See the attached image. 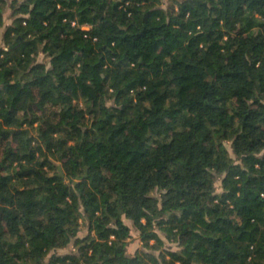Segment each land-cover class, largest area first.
I'll use <instances>...</instances> for the list:
<instances>
[{"label": "trees", "instance_id": "obj_1", "mask_svg": "<svg viewBox=\"0 0 264 264\" xmlns=\"http://www.w3.org/2000/svg\"><path fill=\"white\" fill-rule=\"evenodd\" d=\"M5 1L0 264H264V0Z\"/></svg>", "mask_w": 264, "mask_h": 264}, {"label": "rangeland", "instance_id": "obj_2", "mask_svg": "<svg viewBox=\"0 0 264 264\" xmlns=\"http://www.w3.org/2000/svg\"><path fill=\"white\" fill-rule=\"evenodd\" d=\"M13 0H6L5 4L3 6L4 9V17L6 22H10L12 20V13L14 11V6L12 5ZM169 4H171V0H165L164 5L168 6ZM84 28H88L87 26H83ZM42 58V57H41ZM77 103L79 105L85 106L83 102L81 101H77ZM218 187L220 188V183H217ZM125 222L130 226L131 228V237L128 239L129 243H128V253L129 254H135L137 251L139 250H149L155 253H159L160 250L158 249H148L145 248L143 246L142 240H141V232L136 228V226L134 225L133 221L127 218H124ZM87 232V228L85 226H83L82 230L80 231V235H85ZM160 236L162 237L163 241H164V248L166 249H179V247L177 246L176 243L171 242L166 235L162 232V231H158ZM151 243H155V241H151ZM163 248V249H164ZM74 250L73 244L71 243L69 246H67L66 248L63 249H59L57 250L58 254H64L67 252H71Z\"/></svg>", "mask_w": 264, "mask_h": 264}]
</instances>
